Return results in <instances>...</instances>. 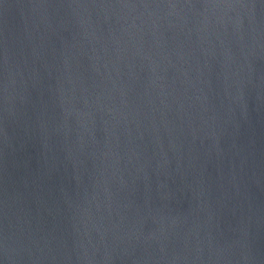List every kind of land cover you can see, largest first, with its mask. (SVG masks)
Masks as SVG:
<instances>
[{"label": "water", "instance_id": "95a60500", "mask_svg": "<svg viewBox=\"0 0 264 264\" xmlns=\"http://www.w3.org/2000/svg\"><path fill=\"white\" fill-rule=\"evenodd\" d=\"M0 264H264V0H0Z\"/></svg>", "mask_w": 264, "mask_h": 264}]
</instances>
